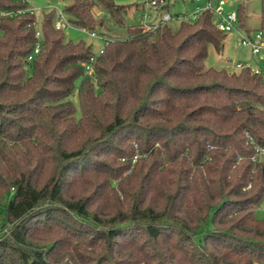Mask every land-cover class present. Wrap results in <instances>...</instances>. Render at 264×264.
<instances>
[{
    "label": "trees",
    "instance_id": "16d2710c",
    "mask_svg": "<svg viewBox=\"0 0 264 264\" xmlns=\"http://www.w3.org/2000/svg\"><path fill=\"white\" fill-rule=\"evenodd\" d=\"M127 7L65 5L76 27L125 29L102 52L56 7L41 36L35 13L0 16V264H264V77L206 65L227 34L210 11L147 29ZM237 8L264 30V0L260 28Z\"/></svg>",
    "mask_w": 264,
    "mask_h": 264
},
{
    "label": "rangeland",
    "instance_id": "374dc122",
    "mask_svg": "<svg viewBox=\"0 0 264 264\" xmlns=\"http://www.w3.org/2000/svg\"><path fill=\"white\" fill-rule=\"evenodd\" d=\"M31 7L36 9L38 20V27H41L43 20V12L55 6L57 10H63L69 0H27ZM119 3L128 5V13L125 15L124 20L126 24H134L140 21V16L143 13L141 10L136 9V5H140L141 0H117ZM228 4L233 3L237 6L239 3H245V11L247 14L246 25L249 28H260V15H261V0H227ZM172 13H185L191 12L195 4L192 0H170ZM230 7V6H229ZM170 25L176 30L180 25V20L172 19L169 21ZM115 22L107 23L101 30L97 31L98 36H92L90 33L83 31L76 27H68L66 35L75 41L85 40L92 45L93 50L98 52L104 46L105 40L109 37H125L126 31L123 27L116 25ZM245 28L238 26L231 32H228L224 38V49L218 52L215 45L209 46V53L206 59L207 66H214L216 68H226L228 70H238L236 67L237 62L250 63L253 67H258L259 62L263 67L262 76L264 77V54H253L249 46L241 42V32H245ZM1 33V31H0ZM229 58V59H228ZM27 72H32L31 67H27ZM138 155L133 158L135 162ZM264 160V154L260 155ZM257 214L259 217H264V200L260 203Z\"/></svg>",
    "mask_w": 264,
    "mask_h": 264
},
{
    "label": "built area",
    "instance_id": "2783aa9c",
    "mask_svg": "<svg viewBox=\"0 0 264 264\" xmlns=\"http://www.w3.org/2000/svg\"><path fill=\"white\" fill-rule=\"evenodd\" d=\"M169 0H141V6L144 9L140 16V22L147 29H155L159 24L164 22H169L172 19L184 20L188 19L191 21L196 20L200 14L204 11H210L213 14V21L215 26L222 32H231L237 29L239 24L238 8L234 6L233 3H229L227 0H193L195 7L191 12L185 13H172L170 10L162 9V7L167 4ZM52 7H55L51 5ZM230 6V7H229ZM30 11L31 13H36V9L29 6L27 9H19L12 11H0L1 15H16L18 13H24ZM37 26V36H41V30L38 27V20L35 22ZM56 28L67 29L68 27L74 26L68 19L66 13L63 10H58V14L55 22ZM79 28V27H76ZM83 31L90 33L92 36H98L97 31H90L86 28H79ZM241 42L249 46L252 52L256 55L264 54V30H254L251 32H241ZM39 45L35 48V53L39 52ZM103 51V47L99 52ZM33 54L29 56L32 59ZM94 56H91V60ZM89 72L93 71V65L90 62H84L83 64ZM238 69L249 67L252 71L260 73L258 68L253 67L250 63L238 62L236 64ZM264 154V148L257 146L256 154L253 156L254 160Z\"/></svg>",
    "mask_w": 264,
    "mask_h": 264
},
{
    "label": "crops",
    "instance_id": "0c3cea01",
    "mask_svg": "<svg viewBox=\"0 0 264 264\" xmlns=\"http://www.w3.org/2000/svg\"><path fill=\"white\" fill-rule=\"evenodd\" d=\"M193 1V0H192ZM142 6H141V3H140V5L138 4V5H136V9L137 10H141L140 8H141ZM171 11V10H170ZM179 13H181V12H179ZM254 31V30H253ZM224 47H225V44H224V46H223V49H224ZM253 53V52H252ZM254 54V53H253ZM229 59V58H228ZM260 62V61H259ZM257 63L258 65V67H255V68H258L259 70H260V73H262V71H263V67L261 66V64L260 63ZM238 63V62H237ZM236 63V64H237ZM237 67V66H236Z\"/></svg>",
    "mask_w": 264,
    "mask_h": 264
}]
</instances>
